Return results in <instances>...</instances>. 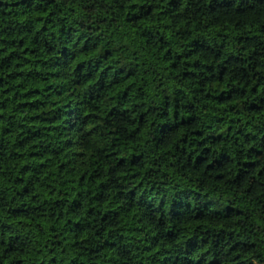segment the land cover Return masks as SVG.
I'll return each mask as SVG.
<instances>
[{"label":"trees","instance_id":"obj_1","mask_svg":"<svg viewBox=\"0 0 264 264\" xmlns=\"http://www.w3.org/2000/svg\"><path fill=\"white\" fill-rule=\"evenodd\" d=\"M0 264H264V0H0Z\"/></svg>","mask_w":264,"mask_h":264}]
</instances>
